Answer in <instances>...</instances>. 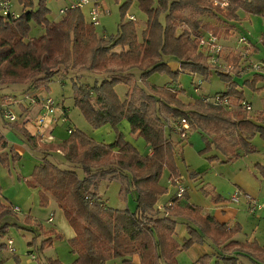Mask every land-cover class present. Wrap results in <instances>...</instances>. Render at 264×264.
I'll return each mask as SVG.
<instances>
[{
	"label": "trees",
	"instance_id": "16d2710c",
	"mask_svg": "<svg viewBox=\"0 0 264 264\" xmlns=\"http://www.w3.org/2000/svg\"><path fill=\"white\" fill-rule=\"evenodd\" d=\"M18 1L22 11L16 20L0 17V82L10 80L15 83L26 79L50 82L62 67L66 73L68 63H71L83 72L82 78H90L93 83L89 84L91 82L87 80L72 84L74 107L92 129L109 126L115 137L110 144L99 143L74 129L60 145L47 147L49 152L63 150L66 168L44 158L27 181L30 188L39 189L41 205L47 204L49 198L53 199L72 229L74 237L69 240V246L76 258L71 264H106L116 259H121V264H135L133 257L139 259L138 264H177V256L196 241V232L190 228L192 225L187 228L190 238L183 244L173 238L175 220L179 218L197 227L201 237L216 245L227 243L225 247H233L236 252L246 253L252 262L264 264V249L253 243L231 241L238 233L237 228H229L209 215H201L199 208L193 205L180 207L185 196L180 201H173L172 208L165 207L161 211L156 207L159 199L167 194V188L159 184L163 174L168 172L169 182L173 184L180 179V172L175 160L176 146L165 135L163 122L154 115V105L162 101L171 121L184 119L191 130L194 127L202 133L208 132L207 135L214 134L212 144L222 155H231L230 159L238 158L236 150L249 153L248 142L256 135L264 140V127L248 119V113L252 111H226L228 109L205 103L202 99L184 104L175 89L158 87L150 88L146 101L135 106L122 101L115 93V87L121 84L118 78L103 79L100 74H109L110 68L115 67L128 71L139 69L144 79L154 73L175 75L176 72L164 63L165 57H170L179 62L181 71H189L209 81L212 65L207 52L199 46V40L209 33L216 37L218 31L184 12L191 9L197 15L209 13L224 23L238 21V11L264 19V0H227L225 10L212 7L207 0H135L147 17L140 43L136 22H121L116 35L105 38L106 35L96 33V28L78 8H68L58 22H51L42 1L36 10H33L31 0ZM133 3L125 0L120 8L122 16ZM32 26L42 29L43 34L30 36ZM203 59L209 65L204 64ZM224 60L233 66L239 62L229 56ZM217 74L227 84L226 92L217 96L221 100L235 99L241 104L243 94L237 91L238 84L230 75ZM257 82L264 83V78L255 75L243 86L254 90ZM262 91L264 87L256 90ZM262 104L264 107V99ZM263 117L264 110L257 121L263 122ZM123 121L128 123L132 136L143 140L151 151L150 156L140 154L125 140L118 130ZM231 129L233 132L229 134L237 132V136L229 142L221 132L224 131L225 136ZM239 132L245 135L240 136ZM209 149L211 146L200 152ZM216 160V157L207 158L209 163ZM260 173L264 177V168H260ZM195 176L189 175L192 179ZM108 177L125 181L120 195L125 200L132 196L133 211L112 212L106 203L104 208L99 207L102 201L92 190L96 189L98 181ZM89 200L94 204L90 205ZM159 212L163 215L157 217ZM14 215L13 209L0 200V220ZM50 242L48 239L43 245L48 246ZM211 262L210 255H203L192 264ZM47 264L62 263L48 260ZM222 264L239 263L235 257H228L222 259Z\"/></svg>",
	"mask_w": 264,
	"mask_h": 264
},
{
	"label": "rangeland",
	"instance_id": "374dc122",
	"mask_svg": "<svg viewBox=\"0 0 264 264\" xmlns=\"http://www.w3.org/2000/svg\"><path fill=\"white\" fill-rule=\"evenodd\" d=\"M1 1V0H0ZM42 1L45 7L48 9V19L51 22H58L62 15H60L59 11H64L68 9L72 4H75L78 0H31L33 5V10H36L39 2ZM103 4V9L106 11L105 14H102L99 18L100 25L96 28V33L99 36L106 35L105 38L108 36L116 35L118 31V25L122 23H127L128 16L132 15L136 19V36L137 40L141 42V36L143 31L146 29V21L147 17L142 11L139 9L137 1L134 2L133 5L129 6L126 11H124V15L122 16L121 7L125 4V0H100ZM206 1V0H205ZM12 10L20 14L22 11V6L19 4L18 0H11ZM82 13L86 20H88L87 13L88 8L84 7L82 9ZM187 16H192L201 21L203 25H206L208 22V18L210 16L209 13L197 15L191 9H187L184 12ZM203 18V20L201 18ZM252 23H247L244 25L245 31H250L251 36L254 34L255 30L257 32H261V20H257L254 17L251 18ZM206 22V23H205ZM43 34L42 29L37 26L31 27L30 36L38 37ZM195 36H199L198 33H195ZM222 47V46H221ZM223 48V47H222ZM118 51V49H116ZM204 52V51H203ZM249 53L251 50L249 49ZM164 59V58H163ZM221 60L224 61V57H221ZM164 63L171 69L172 72H176L175 75H170L165 72L163 73H154L149 75L146 79L141 78V71L139 69H132V70H117L115 67H111L110 70L112 71L109 74H102L103 79L108 78H118L121 83H125L128 86L125 87L123 85H117L115 87V93L121 99L129 90V101L135 106H138L142 101H146L147 96L150 94L149 89L152 87L158 88H171L175 89L179 92L178 99L184 103H192L198 99L209 97L212 99L217 95H221L225 92L224 83L217 77V73L222 71H218L216 68L211 66V77L209 81H205L199 77L198 75H192L189 71H181L179 68V62L174 60L170 57H165ZM203 63L209 65L206 59H203ZM178 65V68H176ZM175 66V67H174ZM252 64H242L241 66H235V71L231 73L232 77L238 76L239 78L243 76L245 73H250L249 70L252 68ZM64 68L58 70V74L54 77V79L50 82L44 81H34V80H23L20 82L11 83L10 80H5L4 82H0V106L10 108L16 116L20 115V111L24 110L23 103L26 101L24 97H29L34 99L36 103L41 99L46 97H51L55 100V102L59 105V107H64L67 110V123L61 124L58 123L53 132L51 137L54 140V143H50L48 140L44 139H35L34 150H27L26 146H23L25 149L24 156H22L16 163H14L17 155L14 154V151H10L5 154H1L0 150V200L1 202L6 205L10 206L12 209L17 208L19 210L18 213H15L14 216H8L4 219L0 220V246L6 245L8 240H11L13 243V252L4 251L3 248L0 249V264H29L32 263L29 259V251L33 250V254L41 255L44 250L50 249L47 255H51L56 260H61L65 262L66 259L62 257L64 253H66V248H70L69 246V238L71 237V229L67 224L62 211L59 210L53 199L49 198V201L45 205H41L39 203V192L30 188L27 184V181L30 179L35 167H38L42 164L41 158H48V160L53 161L54 163L58 164L60 168L65 169L66 165L63 164V150L60 149L58 152H49L48 146L60 145L69 135L68 129L75 128L76 130L86 134L91 138V136L97 138L105 137L104 133H101L100 129L94 130L92 129L89 124L85 121L80 111L74 107L73 104V91H72V84L78 83L80 84L81 81H92L90 78L85 79L81 76L83 72L77 66H71V63H68L67 72L64 73ZM179 69V70H178ZM126 70V71H125ZM264 70V68L262 69ZM179 72V73H177ZM200 78L202 80H200ZM101 79H98L100 81ZM89 84H93L92 82ZM198 89V92L196 91ZM217 93L212 96H208L207 94ZM246 96L251 97V95L246 92ZM233 102H232V101ZM231 104L235 103V99H231ZM249 100V98H247ZM29 103V102H28ZM253 110H259L261 108V102L258 100L257 97H254L251 100ZM30 105V104H29ZM32 106V105H30ZM36 106V105H35ZM37 108V107H36ZM39 109V108H38ZM154 115L158 116V118L163 122V126L166 132H171V121L167 113L165 112V107L163 106V102H158L153 107ZM253 112V111H252ZM36 112L33 113L35 115ZM38 115V114H37ZM6 122H3L0 118V126H8ZM44 130V129H43ZM228 131L224 136L221 132V135L225 138L229 139V142L235 139V134H229ZM208 132L202 133L197 131L194 127L192 128L191 132L188 135V138L185 143V148L183 150V155H178L177 153V164L180 170L181 175L185 179V187L187 188L188 197L190 204L195 205V207L199 208L201 211L209 212L206 208V205L209 203V196L202 193L200 187L202 186H209L207 184L206 179L208 177H212L215 183V186L210 185L206 188L210 194H214V188H216V193L220 194L221 196H227L230 192L239 191L241 193H251L250 189L243 186V185H235L230 183L229 181L226 182L228 178H231L229 174V166L226 167V164L221 163H214V168L208 171L207 175L202 177L204 182L203 185L194 186L195 182L189 180V172H194L197 168H201L203 163H206L208 157L216 154L217 150L213 148L212 143L210 140L214 138L210 134L207 135ZM229 134V136H227ZM22 135V134H21ZM131 135V134H130ZM47 136V135H46ZM132 136V135H131ZM215 136V135H214ZM170 137V138H169ZM168 138L174 141L173 136H169ZM8 142L15 144L17 141L14 139L13 136H6ZM42 140H44L42 142ZM176 140V139H175ZM108 141V140H106ZM172 141V142H173ZM177 141V140H176ZM25 143V142H24ZM176 146V142H173ZM176 143V144H175ZM20 144V143H17ZM107 144V143H106ZM212 145L208 151L200 152L204 150L207 146ZM4 144L0 141V149H4ZM53 150V148H51ZM177 152V151H176ZM10 154V157L8 156ZM5 155V156H4ZM52 156V158H51ZM7 157V158H6ZM3 161V163H2ZM7 162L8 164H6ZM208 163V162H207ZM205 167L199 169L203 171ZM195 173V172H194ZM82 173L79 172V176L82 177ZM30 176V177H29ZM229 176V177H228ZM107 183L112 181V178L108 177L105 178ZM178 181L181 180L178 179ZM99 182V181H98ZM121 184H125L123 179H120ZM162 187L167 188V200L165 197L162 198L161 204L165 206L167 202L174 197L175 189L169 184V174L165 172L159 182ZM194 184V185H193ZM183 185V184H182ZM183 186V187H184ZM184 187V188H185ZM92 188V187H91ZM94 189V188H92ZM91 189V190H92ZM121 187L117 183H109V184H102L100 187H96V189L92 190L95 192L96 196L101 199L104 204L107 203V207L112 212L118 210H125L129 209L130 211L134 210V202L132 196H127L126 200L123 196L120 195ZM232 193V194H233ZM231 194V195H232ZM164 195V196H165ZM251 196V195H250ZM102 197V198H101ZM253 197V196H252ZM184 200V199H183ZM258 200V199H257ZM166 201V203H165ZM260 201V200H258ZM186 202V201H185ZM264 202V201H260ZM180 203V202H179ZM184 204V203H183ZM180 205V207H185L186 205ZM162 211V210H161ZM246 211V209H245ZM247 212V211H246ZM264 212V211H262ZM262 212L257 213L256 215H250L253 217H259ZM54 215V217H53ZM163 215V212H159L157 217ZM53 217V222L48 223V218ZM29 219V220H28ZM28 220V221H27ZM176 221V229L173 238L179 243L183 244L185 240L190 238L188 234L187 228L190 226L193 230H195V243L192 247H190L187 251L181 252L177 258V264H192L194 263L199 257L203 255H211V257L216 260L213 264H222L223 258H228L235 256L239 264H256L250 260L247 254L245 253H235L231 249L221 245H216L212 242V240L208 238H203L199 234V229L195 227L193 224L187 222L184 218H179ZM33 224L36 228H40L46 230L45 236H35L33 239V234L23 230L27 228L24 226H29ZM56 229L60 235L56 238H52L51 242L48 246L43 245V239L46 237H50L51 233L54 232L50 229ZM255 226H249V229H245L242 232V237L245 236L249 238L250 234H253L254 230H256ZM264 236V229L261 231ZM48 233H50L48 235ZM60 236V237H59ZM47 240V239H46ZM45 240V241H46ZM52 240L54 243L52 245ZM31 244V245H29ZM264 245V243H261ZM40 249V250H38ZM7 250V249H6ZM59 258V259H58ZM49 260V259H48ZM47 260V261H48ZM46 261V264H47ZM60 262V261H59ZM213 262V261H212ZM61 263V262H60ZM110 264V263H109ZM112 264V263H111Z\"/></svg>",
	"mask_w": 264,
	"mask_h": 264
},
{
	"label": "crops",
	"instance_id": "0c3cea01",
	"mask_svg": "<svg viewBox=\"0 0 264 264\" xmlns=\"http://www.w3.org/2000/svg\"><path fill=\"white\" fill-rule=\"evenodd\" d=\"M102 7H103V4H102ZM237 15L239 17V20L236 22L224 23L225 21H223L221 18L210 15L208 18L209 23H206V22L205 23L218 31L216 37H217V40L219 41V44L223 47L222 56L224 58L229 56L230 58L239 59L237 66L238 65L241 66L242 64H244V65L245 64L246 65L247 64H256V65L264 67V19L248 15V14L244 13L243 11H238ZM252 17H254L257 20H261L262 31L257 32L255 30L254 34H252V36H251L250 31L244 30V25L247 23L251 24L252 23V19H251ZM201 19L203 20V18H201ZM241 37H244L247 40V42L249 43V46H250V50H251V53H248L245 57L241 56V54L244 50V47L238 42L239 38H241ZM223 63L226 64L225 60L223 61ZM176 68H178V65H176ZM255 75H259L260 77L264 78V70H261L260 72H250L248 74L245 73L240 78L238 76L232 77V75H231V77L233 78V81L238 84L237 91L239 93L243 94L242 101H245L246 103H248L252 108L253 112L248 113L249 121L252 123H255L259 126L264 127V117H263V122H258L259 121V119H258L259 115L264 110V107L262 104V101L264 99V91L256 92V90H259L260 88L264 87V83L263 82H257L254 86V90H252L248 86H243L245 82H251L252 78ZM200 80H202V79L200 78ZM203 82H205V81H203ZM120 85H123V86L128 88V86H127L128 84L125 85L124 82L121 83ZM224 88H225V90H227V84H225V83H224ZM128 91L129 90L127 89L126 94L124 95V97L121 98L122 101H129ZM196 91L198 92L197 88H196ZM246 92H248L251 95V97L246 96ZM215 94H217V93H213V94L210 93L207 95L212 96ZM254 97H257L258 100L261 102V108L257 111L253 110L252 103H251V100ZM24 98H27V97H24ZM247 98H249V100H247ZM231 101H229L231 106L226 111L236 112V111L242 110L240 107V102L235 101V103H233V105H232ZM23 105H24V110H26V111H24V112L20 111L19 112L20 113L19 116H21L22 118H24V117L34 118L39 113V109L36 107L30 106L28 101H25L23 103ZM34 112H36L35 115H33ZM6 125H8V126H3V125L0 126V140L5 145V148L3 150L2 149H0V150H1V154L3 153L5 155H7V153L10 151H14V154L17 155V158L15 159L14 163H16L18 161V159H20L22 156H24L25 149L23 148V146H26L27 150L28 149H30L31 151L34 150V148H32L31 146H34L35 139H40V140L46 139L50 143H54V140L51 137V134H52L53 129L55 127H54V125L52 126V124H48L47 126H45L44 130L41 133L42 135L38 136V138H35L32 135L28 134L24 130V126L21 125L20 123L6 124ZM30 126L31 125H28L27 128L30 129ZM171 128H172L171 132H166V130H165V135L167 137H169L170 135L171 136L175 135V137H173V139L177 143V144L175 143L176 144V151H177L176 156H175V160H177V153L181 157V155H183V150H184L186 145L184 142H181L178 139L176 133L173 130L172 123H171ZM71 129L74 130L75 128L72 127ZM118 130L123 134V136L125 137V140L128 143H130L140 154L148 155V156L151 155V151L148 150V148L146 147L143 140L138 139V138L130 135V128H129V125L127 122L123 121L118 126ZM100 131H101V133H104L105 137L97 138V137L91 136V138L94 139L96 142L105 143V144L106 143L110 144L114 141L115 137H114V134L112 133L109 126H105V127L101 128ZM229 132H233V129L229 130ZM234 134L236 137L237 132H234ZM238 134L240 136L245 135L244 133H240V132ZM6 136H13L14 139L17 141V143H20V144H17V143L12 144V143L8 142L6 139ZM212 137L215 138L214 135H212ZM226 139L229 141L228 138H226ZM44 140H42V142ZM106 140H108V141H106ZM210 143H212V140H210ZM248 143H249V153L245 154L244 152H242L240 150H236L235 152L238 154V158H235V159H230L231 155H229V156L222 155L214 147V144H212L213 148L215 150H217L216 151L217 153L213 154L210 157H216L217 160L212 162V163H209L206 160V163H203V166H201V168L205 167V169L203 171H200L199 169H201V168H197L194 171L195 173L193 172V174H196L197 176H195L193 179L189 177L190 182L191 181L195 182L194 183L195 185L193 184L195 187L197 185H203L204 182L202 180V177L207 175L208 171H210L214 168V163L226 164V167L229 166V168H230L229 174L231 175L230 176L231 178H228L226 180V182L229 181L230 183L235 184V185H238V184L243 185V186L249 188L251 191V193H247V194L253 196L254 198H256L260 201H264V177L260 173V168H264V140L260 139L259 136L256 135ZM212 145H209V146H212ZM8 156L10 157V154ZM210 157H208V158H210ZM181 159H182V157H181ZM228 160H230V162H227ZM41 161H43L42 158H41ZM182 161H183V159H182ZM2 163H3V161H2ZM5 163L8 164L7 162H5ZM176 164H177V161H176ZM177 168L179 169L178 164H177ZM179 172H180V170H179ZM191 173L192 172H189V174H191ZM80 178H83V175ZM180 180L184 186L185 185L184 184L185 179L181 175V173H180ZM213 180L214 179L212 177H208L206 179L207 184H205V185H209V186L213 185V187H214L215 183ZM109 183H117L121 187L120 179H113ZM109 183L101 180V181H99L97 186L100 187L102 184H109ZM169 184H170V182H169ZM209 186H207V187H209ZM207 187L206 186L200 187V190L202 191V193H204L207 196V198L209 196V203L206 205V208H205L209 212L204 213L202 211V215L203 216L209 215V216L213 217L220 224H225L229 228H237L238 233L232 238V240H231L232 242H235L238 244H245V243L252 244L253 243V244H256L260 249H264V245L261 244V243H264V236L261 232L264 229V212H262L259 217L250 216L245 211V205L243 203H241L239 205H233L230 203V196L233 192H230V194H228L227 196L224 197V196H221L220 194L216 193L215 192L216 188H214V194L211 195L210 192H208V190H206ZM34 190H37L39 192V189H34ZM185 190H186V193L184 195L185 198L181 202V205L183 203L185 205H193V204H190L186 187H185ZM163 197H165V199L167 200L168 196L165 195ZM163 197H161L159 199L160 202H161ZM103 202H104V200H103ZM160 202H158V203H160ZM158 203L156 204L157 208L162 206L161 204H158ZM165 203H166V201H165ZM55 205H56V203H55ZM193 206H195V205H193ZM56 207H57V205H56ZM118 211H122V209L118 210ZM53 217H54V215H53ZM53 217L48 218L47 222L52 223ZM49 220H51V222H49ZM249 226H251V227L255 226V228H257V229L254 230L253 234H250L249 238H247L245 236L242 237V233H243L242 231L245 229H249ZM24 227H26L27 230L24 228H23V230L33 234V236H34L33 239L35 238V236H45L44 233L47 232L46 230H43V232H42V229L36 228L32 223L29 226H24ZM50 230H52L54 232L51 233L50 237H48V238L45 237L43 239L44 241L46 239L48 240V239L55 238L56 235H60V233H58L56 231V229L52 228ZM70 235H71V237L69 238V240L74 237V233H73L72 229H71ZM53 243H54V240H52V245H53ZM29 245H31V244H29ZM226 245H227V243H225L223 246H226ZM227 248L231 249L236 254L238 253V252H236L237 250L233 247H227ZM3 250L7 252L6 247H3ZM49 251H51V250L50 249L44 250L41 255H38L35 253L33 254V250H30L28 254L30 256L29 259L32 263H29V264H46V261L48 259L53 260V261L56 260L55 253H54V257L46 254ZM208 255H209V253H208ZM62 257L65 258L66 261L65 262H62L61 260H58V261H60L62 264H71L75 260L76 255L71 252L70 248H66V253H64L62 255ZM232 257H235V256H232ZM132 261L135 264L139 263V259L137 257H133ZM212 261L213 262H211V264L216 262V260H214L213 258H212ZM109 263L110 264L111 263L112 264H121V259L111 260V261L107 262L106 264H109Z\"/></svg>",
	"mask_w": 264,
	"mask_h": 264
},
{
	"label": "built area",
	"instance_id": "2783aa9c",
	"mask_svg": "<svg viewBox=\"0 0 264 264\" xmlns=\"http://www.w3.org/2000/svg\"><path fill=\"white\" fill-rule=\"evenodd\" d=\"M131 2H135V0H128ZM212 7L225 10L228 7V1L227 0H207ZM84 7L88 8V22L91 26L94 28H97L99 23V18L102 14H105L106 11L103 9L102 4L100 0H78L75 4H72L69 8H78L82 10ZM59 11L60 15H64L65 11ZM19 14L15 13L12 10L11 0H1L0 1V17L7 18L8 20H16L18 18ZM128 22H136V19L134 16L129 15L127 18ZM238 42L244 47V50L241 54L242 57H245L249 53V43L244 37L239 38ZM199 46L203 48L209 57L210 64L215 67L218 71H222L224 74L230 75L233 71H235V66L232 64H225L221 62V55L223 54V48L218 43L217 38L209 33L207 37L200 38L199 40ZM237 67V66H236ZM252 69L249 70V72H260L264 67L259 66L256 64H252ZM26 101L29 102L30 105L33 107L39 108V113L34 118H22L21 116H16L14 111H12L10 108L6 107H0V118L3 122H6L7 124H16L20 123L24 126V130L32 135L35 138H38V136H41L42 131L45 126L48 124H52V126H56L58 123L64 124L67 123V110L64 108H60L59 105L55 102V100L51 97H46L44 99H41L38 104L34 99H31L29 97L25 98ZM202 100L205 103H210L215 106H220L223 108H230L229 100H221L220 96H215L212 99H209L208 97L202 98ZM36 105V106H35ZM240 107L242 110H245L247 112H251L252 108L251 106L246 103L245 101H242L240 104ZM28 125L30 126V129H28ZM173 130L176 133L178 139L181 142H184L187 140L189 133L191 132V128L189 123L182 119L179 121H175L172 123ZM73 132V129H68V134H71ZM172 187L175 189V194L172 200L168 201L165 206H161L158 209L163 210L165 207L172 208L174 205L173 201L177 200L180 201L183 199L186 190L183 187L182 183L180 181L175 180L173 184H171ZM90 205H93L94 203L89 200ZM230 203L233 205H239L243 203L245 205V209L247 213L250 215H256L259 212L264 211V202L258 201L256 198L250 196L246 193H241L239 191H235L230 196ZM105 204L102 202L100 203V208H104ZM14 213H18L19 210L17 208L13 209ZM51 222V220H49ZM13 243L11 240H8L5 247L7 251L13 252Z\"/></svg>",
	"mask_w": 264,
	"mask_h": 264
}]
</instances>
